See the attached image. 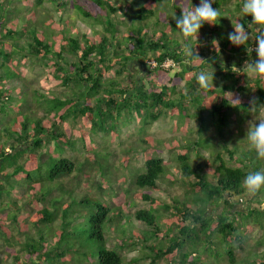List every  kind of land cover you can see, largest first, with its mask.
Wrapping results in <instances>:
<instances>
[{
    "label": "trees",
    "instance_id": "1",
    "mask_svg": "<svg viewBox=\"0 0 264 264\" xmlns=\"http://www.w3.org/2000/svg\"><path fill=\"white\" fill-rule=\"evenodd\" d=\"M10 1L0 0V116L6 122L5 125L0 122V125L7 132L5 139L0 137V198L10 195V188L16 184L26 186V196L35 203L45 199L46 195L54 188L59 191V194L51 198L49 206H37L29 216V223L33 229H20L21 222L17 221L18 211L8 216L14 222V226L18 227L20 237L16 238L8 228H2L3 220L0 218V233L4 234L6 238L4 244L19 246L16 251L8 253L13 258L12 261L6 260L5 257V261L0 259V264H71L73 258L70 253L77 252L74 250L73 242L83 245L82 247H88L82 254L86 262L92 259V264H123L122 256L116 250L106 246L105 232L106 229H115L121 235H125V223L130 222V218L127 215L124 218L119 206H116V211H112L110 205L102 198L105 187L101 183H96L101 192L99 196H84L76 199L70 190L56 179L61 175H70L74 170L83 172L88 165L98 167L101 176H105L109 170L102 163L105 160L101 158L102 156L100 157L98 152H94L91 161L85 160L77 168L70 158L62 155L50 154L39 161L42 143L47 140H53L55 143L62 140L69 146L73 145L74 142L66 135L63 125L64 119L68 116H71L72 119L81 118L89 124L93 131H100L103 135L108 136L112 132L113 124L118 123L123 115H132L135 112L140 116L141 124L149 125L166 110L177 111L188 119L189 112L187 110L191 105L195 106L193 114L200 121V130L205 128L209 116L214 118V123L219 130L224 129L228 126L233 112L248 111V102L234 92L244 93L247 89L244 85V72L241 69L233 72L230 61H226V59L230 60L231 54H233L237 58L243 59L254 57L255 61L256 53L248 52L247 48L250 49L255 44L259 33L257 32L255 37L252 40L249 39L245 45H233L229 41L227 33L221 31V27L224 25L223 15L231 13V10L227 6L221 7V2L224 0H212V7L217 8L220 12L216 24H208L209 32L216 35L212 36L211 42L217 43V51L216 45L212 47L210 43V51L207 50L210 54L207 55L202 48L199 49L198 40H193V37L188 38L186 42L183 40L194 49V54H198L199 59L186 56L182 52L183 47L180 46V43L169 36L165 29H157L158 32L156 30L144 31L148 26L147 19L154 16V6L152 4L149 6L147 0L132 11L129 32L123 37L117 35V22L113 21L110 16L118 10V7L107 0H91L97 5L96 9L85 8L78 2H74L73 7L83 15V18L89 17L92 21L103 23V31L99 39L93 41L84 34L82 36L64 34L59 48L53 50L54 42L51 41L53 39H51L50 33H38L36 26L26 28L25 24L22 29H16L13 23L6 22ZM30 1L41 5L45 1L54 2L59 7L63 5V3H58V0ZM241 2L243 0L236 2L237 7ZM199 3L200 0H192L187 8L191 9L198 6ZM170 7V11H175L176 17L181 15L178 1ZM97 9L102 10L101 14L96 12ZM168 12H165L167 18L162 20L163 23L171 29L179 30L176 27L175 19L170 18L171 15L168 16ZM235 23H241L246 31L256 25L252 23V17L248 15L238 18ZM2 26L5 27L4 31L1 30ZM149 52L154 54L151 56L155 61V66L151 70L165 73V79L159 87L149 88L150 79L143 81L144 77L140 74L135 76L132 69L129 68V65L133 64L135 67L140 65L148 69L150 66L145 64L144 60L149 57ZM67 54L73 57V60H70L66 56ZM49 55L53 57H51L52 80L62 87H68L70 82L75 79L78 88L66 98H45L43 94L35 92L39 97L35 99L41 100L42 110L41 116L35 117L33 109L29 108L25 111L22 108L27 101L25 91L22 92L19 87L18 89L9 86L8 83L12 79L17 80L23 77L19 71L18 62L20 59H36L43 62ZM220 58L224 62H229L223 69L220 65ZM166 60H170L175 64L174 66L180 67L181 65L182 69L180 68L172 77H169L166 75L167 70L160 68ZM208 63L216 65L213 76L222 75L234 79L233 84H221L220 88L215 91V96L210 87L200 90L204 95L212 92L216 100H213L212 96H201L200 91L196 90L198 88L197 74L206 70ZM109 71H113L112 77H106L105 74ZM187 72H191V78L187 85L191 86L189 92H191L190 98L192 99H185L186 94L184 93L178 102L168 98V84H170L171 90H174ZM253 84L257 87L255 103H264V80L255 78ZM193 94L194 96L191 97ZM231 94H233L234 100L239 99L240 102L231 101ZM193 100H196L197 103ZM179 102H182L181 106H179ZM241 105L247 106V109H242ZM9 110L16 111L17 116L10 117ZM50 117V123L47 124L45 120ZM10 122L14 126H11ZM11 127L17 129L15 133L11 132ZM224 150L228 152L229 158L234 157V152L230 151L227 146ZM60 151L62 152L63 148H60ZM243 158L260 164V159L256 157L254 160L249 151H247V157ZM177 160L183 178L188 179L191 175L196 178L191 184L189 182L193 190V195L190 197L192 204L182 201L180 205L176 198H173L172 202H162L153 198L147 191L131 194L133 197L149 202L148 208L138 209L133 215L145 226L144 234L136 233V235L151 251L144 254L145 257H149L148 264H158L160 259L169 255L182 256L186 263L193 264V261L187 259L189 257L187 252L179 251L185 244L197 243L200 239L198 233L201 232H204L205 237L211 243H213L211 237L215 233L217 236L220 235L216 243L234 241L238 247H242L244 238L235 225L234 215L236 212L232 211L234 205L231 199L233 196L242 195L251 205L246 215L250 214L252 220L258 221L261 212L264 213V207L261 208L264 201V190L263 198L259 197L262 189L255 196L246 197L241 186L249 171L260 170L258 164H254V166L251 164V168L247 169V164L236 158L240 164L231 166L227 164L221 151H216L213 157L212 182H209L203 166L192 165L187 152L178 154ZM165 172L163 158L149 155L143 162L142 169L133 173L131 182L136 188L157 189V181L165 175ZM103 179L106 180V178ZM65 195L66 197H64ZM116 199L118 203L121 202L120 196ZM221 200L225 213L221 211L214 217L208 215L209 206L212 204L217 206ZM89 202L90 209H86L84 206H88ZM10 204L19 207L14 199ZM157 212L167 214L173 229L177 232L173 237H170L168 245L163 248H158L150 242L152 237L157 238L162 231H160L159 223L155 217ZM56 220H59L57 230L52 226ZM211 225L214 227L211 228ZM21 253H25L24 259L21 258ZM227 254L229 261L233 262L232 248ZM133 260L137 261L138 258ZM249 264H255V262L250 261ZM260 264H264V262L261 261Z\"/></svg>",
    "mask_w": 264,
    "mask_h": 264
},
{
    "label": "rangeland",
    "instance_id": "2",
    "mask_svg": "<svg viewBox=\"0 0 264 264\" xmlns=\"http://www.w3.org/2000/svg\"><path fill=\"white\" fill-rule=\"evenodd\" d=\"M107 1L113 2L115 6L118 7V10L110 16L113 21L117 22V35L123 37L129 32L132 11L136 10L145 0ZM147 1L149 2V6L151 4L154 6V16L147 19L146 22L148 26L145 27L144 31L150 32L153 30L157 31V29H165L167 34L177 40L180 46L183 47L184 41L180 31L167 27V24L165 25L162 20L167 18L165 14L166 11H169L168 16L171 15L170 18L176 15L174 10L170 11V6L174 2L178 1L179 7L184 8L187 7L192 0ZM57 2L63 3V5L59 7L56 3L48 1H45L41 5L33 3L30 0H11V5L7 8V10H9L7 13L8 20L6 22L13 23L16 29H22L25 24L26 28L36 26L38 33H50L51 39H53L51 41L54 42L53 50L59 48L64 34L71 36H82L84 34L93 41L99 39L103 31V23L101 21H92L89 17L83 18V15L77 12L75 7H73L74 2H78L83 4L85 8L96 9L97 5L94 2H91V0H58ZM236 2H238V0H224V2H221V7L227 6L231 10V13H225L223 15L224 25L221 27V31L226 32L227 35L234 31L233 24L235 21L238 20V18H244L246 16L241 11L243 2L239 3V7H237ZM101 11L102 10L99 9L96 10L99 14H101ZM134 22L136 21L134 20ZM133 27L135 28L136 26L134 25ZM1 30L4 31L5 27L2 26ZM209 30L210 26L205 23L199 30L197 38L195 36L193 37V40H198L197 42L199 45H197L199 49L202 48L207 55L210 54V52L207 51L210 49V43L212 47L214 46L211 42L212 36H216L214 33L212 34V32H209ZM247 32L249 33L250 30ZM151 53L152 52H149V57L144 60L145 64L150 66V69H146L144 66L140 65L136 67L133 64L129 65V68L132 69L135 76L140 74L144 77L143 81L150 79L149 88L159 87L165 79V73L151 70V68L155 66V61L153 56H151L154 54ZM66 56L70 58V60H73V57L69 54ZM51 57L52 55H49L43 62L36 59H20L18 65L19 71L21 72L20 74L23 77L17 80L12 79L8 83L9 86H14L15 88L19 87L22 92L25 91L27 101L23 104L22 108L25 111L29 108L30 110L33 109V115L35 117H39L42 114L40 105L41 100L35 99L39 98L37 97L38 93L43 94L45 98H66L78 88L75 79L70 82L68 87H62L56 81L52 80L53 68ZM174 65L175 64L170 60H166L160 68L167 70L166 75L172 77L174 73L181 68V65L180 67ZM212 66L214 70H216L215 65L213 64ZM241 67L243 68L244 65ZM233 70L239 71L240 68H234ZM243 72L245 79L244 85L248 90L245 89L244 93L234 92L248 102L249 115L247 118H242L240 120L237 117L239 113L236 114L233 112L229 119L228 126L224 127L222 130L217 128L216 123H214V118L210 116L207 117L205 128L200 130V121L193 114L195 112V106L191 105L187 110L189 112L188 119L177 111L166 110L158 119L149 125L141 124L140 116L135 112H133L132 115H123L118 123L113 124L114 127L112 128V132L109 133L108 136L103 135L100 131H93L89 124L81 118L72 119L71 116H68L64 119L63 125L66 130V135L74 142L73 145L69 146L62 140H58L56 143L53 140H47L42 143L39 161L45 159V157L50 154H55L56 156L62 155L70 158L77 168L79 164L85 160L91 161L94 152H98L100 157L102 156L101 158L105 160V162L102 163L109 168L105 176H101L98 167L96 168V166L92 167V165H88L83 172L74 170L70 175H61L56 179L60 181L64 187L69 189L76 199L83 198L84 196H99L101 192L98 190L96 183H101L102 186L105 187L102 198L110 205L113 209L112 211H116V206H119L124 218H126V215L130 218V222L125 223V235H121L115 229H106L105 232L106 246L116 250L122 256L124 260L123 264H148L149 257H145L146 255L144 254L151 252L136 235V233L143 235L145 226L133 216L136 210L148 208L149 202L133 197L131 194L147 191L153 198H157L162 202H172V199L176 198L177 202H180V205L182 201L186 204H192L190 197L193 195V190L190 184L195 181L196 178L193 175L188 177V179L183 178L177 160L178 154L187 152L192 165L200 164L203 166L204 173L209 182H212L214 169L213 157L216 151H221L228 165H239L240 163L235 158L237 156L245 164L247 161V169L251 168V164L253 166L254 164H258V166L262 165L264 169V160H260L261 162L259 164L256 161L250 162L243 158L247 157V151H249L248 141L245 136L249 124L255 123L258 119L264 117V103H255L254 106L250 103L257 97V87L253 84L256 77L251 73H245L244 70ZM113 74V71H109L105 75L106 77H112ZM190 78L191 72L185 73L174 90H171L170 84H168V98L177 100L178 102L180 101L178 99L183 93L186 94L185 99L190 98L191 92L189 91L191 90V86L189 87L187 85ZM224 83L233 84L234 79L226 78L222 75L213 76V84H210L209 87L214 91V96L215 91ZM16 92L13 94L15 95ZM199 93L201 96H212L213 100H216L212 92L205 93V95L203 91ZM193 96L194 94L191 97ZM230 98L231 101L236 102L233 99V94L230 95ZM238 98L240 97L238 96ZM193 101L197 103L196 100ZM181 104L182 102H179V106H181ZM241 107L242 109L244 108V110L247 109V106L243 107L241 105ZM9 111L10 117L17 116L16 111ZM243 112L242 110L240 113ZM0 117L1 124L5 125L6 122L2 120L3 117ZM49 120H51V117L45 120V122L49 124ZM2 125H0V137L5 139L7 137V132L3 130L1 127ZM10 125L14 126L11 122ZM16 130V128L14 129L11 127V132L15 133ZM225 146H227L230 151L234 152V157L229 158L228 152L224 150ZM60 148H63L62 152ZM249 152L252 153L253 159L256 160V153L254 151ZM149 155H157L163 158L166 169L165 175L157 181V189L148 190V188H136L131 182L132 175L136 170L142 169L143 162ZM103 178H106V180ZM25 188L26 186L22 184H16L13 188H10V195H4L0 198V218L3 220L1 226L2 228H8L10 233L16 238L20 237L18 235V227L16 228L14 226V222L8 216L18 211L17 221L21 222L20 229H33L29 223V216L36 210L37 206H49L51 198L59 194V191L54 188L46 195L45 199H41L39 203H35L26 196ZM263 190L264 188H262L259 197L263 198ZM118 196H120L121 200L119 203L116 199ZM64 197H66V195ZM13 199L16 200L19 207L10 204ZM98 199L101 200V198ZM103 199L101 201H103ZM231 200H233L232 203L234 205L232 210L233 213L236 212L241 214L238 215L235 213L234 218L236 219L235 225L244 238L243 246L238 247L234 241H221L216 243L220 235L217 236L215 233L211 237V241L213 242L211 243L209 239L205 237L204 232L198 233L200 239H198L197 243L185 244L182 247L183 249L179 251L181 253L187 252V254H189L187 259L193 261V264H249L250 261L255 262V264H260L261 261L264 262V213L261 212L258 221H254L251 219L250 214L246 215L251 205L247 203L242 195L233 196ZM7 204L9 205L7 206ZM84 207L90 209V202L88 206ZM263 207L264 201L261 208ZM221 211L225 213L222 200L217 206L213 204L209 206L207 214L214 217ZM155 217L159 223L160 231H162L157 238L152 237L150 242L158 246V248H163L168 245L170 237H173L177 232L173 229L171 221L167 218V214L157 212ZM52 226L57 230L59 227V220L54 221ZM213 227L214 226L211 225V228ZM4 239H6L5 235L0 233V259L5 261L6 257V260L12 261L13 258L8 253L16 251L19 246L17 244L8 246L4 244ZM73 244L75 245L74 250H77L76 253L73 252L74 254L70 253L73 262L76 264H92V259L86 262L84 259L85 257L82 255L88 247H82L83 245L76 242H73ZM231 248L234 259L233 262L229 261V256L227 254ZM24 254L25 253H21L22 259H24ZM135 258H138V260L134 261L133 259ZM73 262H71V264ZM189 263H186L184 259H182V256L178 255L163 257L158 262V264Z\"/></svg>",
    "mask_w": 264,
    "mask_h": 264
},
{
    "label": "clouds",
    "instance_id": "3",
    "mask_svg": "<svg viewBox=\"0 0 264 264\" xmlns=\"http://www.w3.org/2000/svg\"><path fill=\"white\" fill-rule=\"evenodd\" d=\"M242 13L252 17V23L261 26V33L255 39L254 49L247 48L249 51H255L257 59L254 62H245L243 67L245 73H251L258 79L264 80V0H243ZM220 17V12L217 8L212 7V0H200L198 6L188 9L181 8V15L174 16L176 27L180 30L182 39L186 42L190 37H196L201 27L207 23L210 25L216 24ZM233 24V23H232ZM234 31L229 33V41L235 45H245L249 40V34L241 23L233 24ZM216 45L217 51V43ZM182 52L186 56L199 58L198 54H194V49L187 43H184ZM214 68L211 63H208L206 70L197 74L196 84L198 92L202 89H208L210 84H213ZM233 72H237L232 70ZM234 101L240 102L239 99ZM250 103L255 105L253 99ZM246 139L249 145V151L256 153L257 159L264 160V117L258 119L255 123L249 124L246 131ZM244 195L246 197L255 196L262 188H264V170L249 172L243 179L241 184Z\"/></svg>",
    "mask_w": 264,
    "mask_h": 264
},
{
    "label": "crops",
    "instance_id": "4",
    "mask_svg": "<svg viewBox=\"0 0 264 264\" xmlns=\"http://www.w3.org/2000/svg\"><path fill=\"white\" fill-rule=\"evenodd\" d=\"M191 4V3H190ZM190 4H188V5H190ZM188 5H187V7H188ZM261 31H262V29H261V27L259 28V25H254L253 27H252V29H250V32L248 33L249 34V39L250 40H252L254 37H255V35H256V33L258 32L259 33V35H260V33H261ZM221 59V61H220V65L222 66V69L223 68H225V65L227 64V63H229V62H224L223 61V59L222 58H220ZM229 59H226V61H228ZM230 65H231V69L233 70L234 68L235 69H237V68H240L241 70H244L241 66H243V65H245V62L247 61V62H253L254 61V57H251V58H249V59H243V58H237L235 55H233V54H231V58H230ZM215 67H216V65H215ZM245 80V79H244ZM251 84V83H250ZM241 112V111H240ZM239 112V114H238V119H242V118H247L248 117V115H249V112L247 111V112H243V113H240ZM237 114V113H236ZM236 158H238L237 156H236ZM247 160V159H246ZM261 162V161H260ZM246 164H247V161H246ZM251 164V163H250ZM260 167V170L259 171H262V170H264L263 168H262V165L261 166H259ZM262 168V169H261Z\"/></svg>",
    "mask_w": 264,
    "mask_h": 264
},
{
    "label": "built area",
    "instance_id": "5",
    "mask_svg": "<svg viewBox=\"0 0 264 264\" xmlns=\"http://www.w3.org/2000/svg\"><path fill=\"white\" fill-rule=\"evenodd\" d=\"M254 47H255V44H253V45L251 46V48H253V49H254ZM251 48H250V49H251ZM253 51H254V50H253ZM254 52H255V51H254ZM168 61H169V60H168Z\"/></svg>",
    "mask_w": 264,
    "mask_h": 264
}]
</instances>
